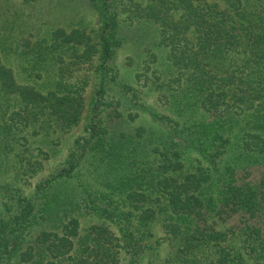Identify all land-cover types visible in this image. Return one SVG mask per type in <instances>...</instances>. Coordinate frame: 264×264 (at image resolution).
Masks as SVG:
<instances>
[{"label":"trees","instance_id":"obj_1","mask_svg":"<svg viewBox=\"0 0 264 264\" xmlns=\"http://www.w3.org/2000/svg\"><path fill=\"white\" fill-rule=\"evenodd\" d=\"M88 4L100 22L94 35L53 29L21 54L22 72L0 54V149L13 150L25 132L78 126L89 79L96 87L85 135L65 165L0 210V264H140L148 253L145 264H264V0L138 6L165 49L171 92L180 94L176 117L190 111L199 120L150 111L158 131L133 132L122 129L121 113L102 117L111 92L120 96L118 107L122 96H138L112 66L120 41L111 0ZM190 151L207 165L187 164ZM84 163L94 183L66 188ZM26 165L20 170L35 172ZM253 170L260 171L256 180L248 179ZM81 215L100 223L81 230ZM233 217L241 226L221 227ZM153 225L169 246L159 261L146 243Z\"/></svg>","mask_w":264,"mask_h":264},{"label":"rangeland","instance_id":"obj_2","mask_svg":"<svg viewBox=\"0 0 264 264\" xmlns=\"http://www.w3.org/2000/svg\"><path fill=\"white\" fill-rule=\"evenodd\" d=\"M149 1L111 0V9L114 10L118 22L117 39L120 41L115 48L112 66L118 73L117 80L133 87L137 91L135 95L138 98L132 102L129 100L130 95H124L121 98L123 105L118 107L114 103L120 99V96L111 92L107 101H112L113 104L104 106L102 117L113 111L121 113L124 122L119 118H113L112 123L121 121L122 129L132 132L141 126L158 131L159 127L151 117L150 111L179 119L174 109L180 94L171 92L176 90V84L170 81L172 72L170 73L169 67L166 66L165 49L157 45V28L141 20L136 12L138 6L141 8ZM207 2L215 3L220 0H207ZM0 7V54L5 57V64L17 72H22L21 65L26 58L21 54L48 37L53 29H85L94 35L100 26L99 18L90 8L88 0H41L30 5L13 0ZM50 78L52 79L53 76ZM94 83L89 79L85 87V107L78 126L66 132L50 131L48 134L41 133L37 136L25 132L20 135L19 145L12 147L13 150L11 147L0 149V210L4 209V205L12 204V201L31 196L36 184L65 165L75 140L85 135L84 127L89 121L90 103L96 90ZM111 83L115 84V82ZM172 94H174L173 98ZM170 108L172 110H169ZM179 120L191 123L198 121L199 116L187 111L186 117ZM23 136L26 137V141ZM21 159L25 160L21 161ZM185 159L187 164L200 163L203 167L207 165L193 151L188 152ZM26 161H31L35 172L20 170V166L27 167ZM90 169L91 167L84 163L77 177L69 181L70 184L66 185V188L76 189V184L80 182L94 183V180L88 177ZM214 175L217 177L218 172ZM259 175V170H253L248 179L256 180ZM239 222L238 217H233L221 227L236 228L241 226ZM80 223L81 230H85L100 221L92 215H81ZM110 228L119 235L114 225ZM262 229H264L263 225ZM146 243L153 246L152 258L157 261L165 258L169 246L166 240L163 241L161 229L157 225L151 227V234L146 237ZM234 245L236 249L241 250V239L237 238ZM148 256L149 253L141 259L140 264H145Z\"/></svg>","mask_w":264,"mask_h":264}]
</instances>
